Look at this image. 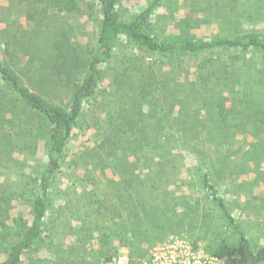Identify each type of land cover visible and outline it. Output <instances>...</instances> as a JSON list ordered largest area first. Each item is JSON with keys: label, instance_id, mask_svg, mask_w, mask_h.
I'll return each mask as SVG.
<instances>
[{"label": "trees", "instance_id": "trees-1", "mask_svg": "<svg viewBox=\"0 0 264 264\" xmlns=\"http://www.w3.org/2000/svg\"><path fill=\"white\" fill-rule=\"evenodd\" d=\"M162 1L127 19L120 0L0 6V264H110L123 248L142 264L172 234L197 245L212 224L197 187L218 214L205 249L264 264L223 196L264 216V33L233 0L163 37ZM203 24L213 35L190 31Z\"/></svg>", "mask_w": 264, "mask_h": 264}, {"label": "rangeland", "instance_id": "rangeland-1", "mask_svg": "<svg viewBox=\"0 0 264 264\" xmlns=\"http://www.w3.org/2000/svg\"><path fill=\"white\" fill-rule=\"evenodd\" d=\"M149 1L151 0H120V8L123 17L127 19L131 13L137 12L139 8L145 6ZM232 2L233 0H164L162 1V5L159 8V15H156L155 17L154 24L152 26L153 32L163 37L168 36L176 32L173 20L177 17L182 16L184 13L192 12L193 16L198 17L201 12L203 16L200 15L199 17L207 19L211 16L213 17V14L217 15L220 13H227L229 9L228 5L233 4ZM235 2L236 7L231 10L229 9V15L234 16L235 11L241 12L240 16L237 17L240 21L241 18L244 17L242 18V24L240 25V27L242 29L248 28L250 30H258L260 33H264V0H237ZM8 4L9 0H0V6L4 7ZM261 5H263V7ZM257 13L261 14V19L258 18ZM249 15H251L253 18L249 17ZM83 19L84 18H82L81 20ZM83 29L88 32L92 31L94 27L89 20H85V25ZM152 29H150L149 31L151 32ZM190 31L194 33L197 37L205 38L213 35V28L205 24L201 26H195L194 28L190 29ZM85 38L86 35H84L81 40L84 41ZM251 57L254 59L257 58V60L261 59L259 55L257 56L255 54ZM81 140H83V138L79 137L77 141ZM43 152V148L40 147L38 152L39 156L43 157ZM194 192V195L199 200L201 208L207 210L210 213V219L212 221V224L209 225L208 229L198 228L197 234L200 237V240L198 241L197 245L193 244V242L191 241L193 240L192 238H186L172 234L168 236L164 241L151 245L148 252H146L143 256V259H137V257L134 256L131 257L133 261H136L137 263H143V261L146 260L150 255V251L153 249V247L160 243L172 241L173 239H181L187 241L193 248L201 249L207 253H211L205 249L204 245L209 239L214 238L213 224H216L218 222V214L211 201L206 197L205 191L203 189L197 187L195 188ZM223 196L227 201L231 212L237 217L238 221H240L244 225L246 234L251 239L252 243L255 245L264 244V216L260 217L257 215H250L247 209L245 208L244 200H241L239 198L235 203L233 201L235 196H233L231 192H223ZM16 213H23L25 215L27 213V208L22 206L17 207ZM196 227H199V225L197 224ZM222 230V237L227 239L229 237L232 238L233 235L229 229L222 228ZM121 252V255L127 257L129 251L127 248H123ZM128 261L129 258L127 257L126 262Z\"/></svg>", "mask_w": 264, "mask_h": 264}, {"label": "built area", "instance_id": "built-area-1", "mask_svg": "<svg viewBox=\"0 0 264 264\" xmlns=\"http://www.w3.org/2000/svg\"><path fill=\"white\" fill-rule=\"evenodd\" d=\"M126 260V256L120 255L110 264H125ZM142 264H222V262L215 254L195 249L187 241L173 239L153 247Z\"/></svg>", "mask_w": 264, "mask_h": 264}]
</instances>
